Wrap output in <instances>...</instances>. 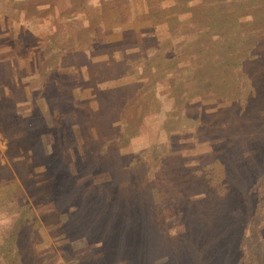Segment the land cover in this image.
<instances>
[{
	"label": "rangeland",
	"instance_id": "374dc122",
	"mask_svg": "<svg viewBox=\"0 0 264 264\" xmlns=\"http://www.w3.org/2000/svg\"><path fill=\"white\" fill-rule=\"evenodd\" d=\"M209 1L211 4L208 8V15L216 14L217 6H213V0ZM249 2L242 0L240 4L226 3L223 9L227 10V15L222 13V20L215 17L210 18L212 19V21L209 19L210 24L215 27L218 23L225 21L229 26L232 16L237 18V14L243 13L244 8L256 5L253 0ZM161 11L163 10H153L151 7L152 17L148 19L150 24L145 25V36L138 41L132 38L135 36L133 33H122L119 30L104 31L100 27L99 35L105 41L126 40L127 37H131L134 46L125 52L131 54L132 63L136 64L133 61L139 58L145 63L137 70L133 67L131 73H122L124 67L120 66L119 62L114 65L112 72L121 71L125 74L124 77L118 78L119 83L130 81V85L138 87V92L142 95L145 92V82L154 84L157 91L169 89L172 81L168 80V83L165 79H160L164 73L169 71H172L174 75L196 74L197 79L193 84H199L200 77H209V80L213 78L212 83L204 86L221 87V89L224 85L230 89L233 87L238 89L244 75H249L257 80L259 104L264 103L261 99L264 93H260L264 90V84L258 83V81L264 82V36L261 34L264 27L260 25L261 22L258 19L256 20V16L248 18L244 17V13L239 14V19L245 18L251 24L252 30L240 32V36L233 37L234 45L238 42L240 46L237 52L224 53L221 41L214 42L211 35H199L197 32V30L203 32L207 29L209 24L207 17L192 15L191 18L185 20L187 21L185 24L179 25L180 22H177V19L166 20L165 13H159ZM120 18L124 20L122 12H120ZM213 20L216 22L211 23ZM2 23L4 24V21L0 14V29L3 27ZM200 24L203 25L200 26ZM215 30L216 28L214 32ZM258 31L259 34L254 33ZM18 37L21 38L23 46L12 41V48H7L11 41L9 38L0 43V61L8 63L6 67H0V78L5 76L8 78L7 73L14 77V82L10 80V84L6 82L1 84L6 90V95L3 96L0 91V98L6 97L7 99L3 100L5 102L3 106L0 105V179L3 176L1 174L3 168L10 166L17 183L15 185L17 192L13 193L10 191L14 187L7 186L0 180V264H264V169H258L257 173H252L249 178L244 175L246 183H244V178H239L237 175L229 179L225 178L226 187L231 191H229L230 196H227L224 201L227 208L223 211H220L216 203L218 196H213L210 193L211 189L204 187L206 192L203 191L198 196L201 198L206 196V200L201 202L199 208H193L197 209V214H199L197 217L200 218L191 214H183L193 220L195 226H198L200 221L207 225L206 232L202 234L180 233L183 231V226L181 223H175L174 226L165 230L154 228L140 235L135 232V228L139 230V224L145 225V217L139 221L135 217L124 218L118 215L119 210L113 205L112 210L107 211L104 221L92 219L90 207L97 202L99 194L103 197L101 191L108 188L103 183L108 182L110 177H116L120 169L116 164H110V168L106 167L108 160H105V164L94 160L83 161V152L78 151V148H76V165L72 162L64 163L56 153L49 159L44 158L46 155L44 152L49 149V146H46L45 141L39 142L38 135L49 141L53 150V136L61 135V132L63 135L64 130L68 134L69 128L64 129L67 118L63 116L69 117L74 112L59 105L58 110L62 120L58 127L53 118L49 117L44 104L46 98H35L38 90H34V87L41 82L33 79V74H36L40 68L39 40L37 36L31 34L28 28L24 27ZM180 37L185 38L183 44L180 43ZM199 37L208 43L209 51L197 48ZM26 48H29L31 53H24ZM106 55L102 52L88 56L89 65L86 61L87 57H77L78 63L86 64L81 69L84 71V77L73 76L70 73L67 82L58 84L66 91L73 89L72 95L76 97L75 99L87 98L92 108L99 107L102 101L95 94L92 95V92L97 90L98 84H102L97 81L100 77L102 78L104 71L100 64L95 65V63L105 59ZM190 59H193L191 61L193 64L187 62ZM73 62L77 64L70 55L67 59L68 65L60 70L75 71L78 66L73 65ZM154 71L159 77L156 84L152 82L153 77L147 78ZM231 71H236L233 81L227 79ZM250 81L253 80L250 78ZM250 85L253 86L254 83ZM44 87L51 97L53 92L51 79L45 82ZM159 95L162 96L161 93ZM227 95V100L234 99L236 104L241 105L236 98H232L233 96L228 91ZM17 100L20 104L10 105ZM167 104L164 103L165 106ZM95 105L98 106L95 107ZM259 107L255 106L253 111H248V114L244 110V114L236 119L226 120H220L219 116L223 115L227 108L220 112L206 108L205 120L200 121L203 127L215 129L210 133L221 131L222 135L227 138L242 136L241 138L255 141L252 136L260 134L264 129V104ZM244 108L248 109L246 106ZM138 111L143 113L145 118H153L152 115H147L149 111L145 113V108L138 109ZM231 114H234V111H231ZM136 119L137 115H134L133 120ZM183 121L186 128L191 129L195 126L192 122H186L185 119ZM182 126L184 127L183 123ZM90 129L87 131L86 126L77 129L82 135L89 132L90 139L88 142L85 139L84 144L89 149L98 142V129L95 127ZM153 129V125L147 123V125L139 126L138 133L117 136L115 141L105 148V156L109 157V149L114 146H121L135 152L143 150L145 153V145L153 140ZM252 145L250 146L254 149V145H260V143L255 141ZM243 146L246 147V145ZM210 148V143L197 141L193 145H182L181 152L201 154L211 150ZM29 155L31 158H28ZM123 157L127 159L124 153ZM142 165L145 167V163ZM253 169L256 168L253 167ZM230 173L233 174L232 171ZM90 174L93 177L89 176ZM138 178L137 182L134 177L135 187L125 192V195L132 198V201L143 200L139 186L145 183V173L138 175ZM92 180H94L95 188L85 189L84 186ZM124 181L125 177L122 182ZM232 189L238 191L237 197L235 194L231 196L234 191ZM161 190L166 193V189L162 186ZM240 192L244 203L239 201ZM109 195L111 196V193ZM89 196L91 199H88ZM101 204L105 205L98 199L96 206ZM216 215L221 217L222 225L210 228V222L216 218L214 217ZM157 218H151L150 222L156 221ZM192 229L195 231V227ZM240 233H243V242L239 243L235 238ZM203 234L205 235L202 236ZM233 241L238 244L233 245ZM211 253L212 256L209 258ZM215 253L218 256L214 255Z\"/></svg>",
	"mask_w": 264,
	"mask_h": 264
},
{
	"label": "trees",
	"instance_id": "16d2710c",
	"mask_svg": "<svg viewBox=\"0 0 264 264\" xmlns=\"http://www.w3.org/2000/svg\"><path fill=\"white\" fill-rule=\"evenodd\" d=\"M248 1L251 2L252 0ZM228 2L240 4L242 0H213V6H217L215 10L217 12L209 15L208 8L211 4L209 0H0V14L4 21L5 31L9 30L12 36L18 37L22 33L23 27L28 28L31 34L37 36L39 40L40 68L36 74H33V79L41 82L34 87V90H38L37 93L35 92L37 97L46 98L44 104L49 117L53 118L58 127L61 125L62 120L60 119L61 113L58 110L59 105L74 112L69 117L63 116L67 118L64 129L65 127L69 128L68 134L64 130L63 135L61 132V135L53 136V150L50 142L38 135L39 142L45 141L46 146H49V149L45 150L46 153L43 151L46 154L44 158L49 159L56 153L64 163L72 162L76 165V148H78V151L82 150L83 152V161L94 160L105 164V160H108L106 167L110 168V164H116L120 169L116 177H110L108 182L103 183L108 188L101 191L103 197L100 194L97 196V202L99 199L105 205L96 206V202L90 207L92 219L104 221L107 211H111L113 205L119 210L118 215L124 218L135 217L139 221L145 217V225L139 224V230L135 228V232L140 235L154 228L165 230L174 226L175 223L182 224L183 231L180 233L202 234L206 232L207 225L199 220L198 226H195L193 220L183 216V214H191L194 217L199 215L197 209L194 210L193 208H199L201 202L206 200V196L202 198L198 196L203 191L206 192L204 187L211 189L210 193L213 196H218L216 203L220 211H223L227 208L224 201H226L227 196H230L229 191H231L226 187L225 178L229 179V177L232 178L236 175L239 178H244V175L249 178V175L257 173L258 169H264L263 128L260 134L252 136L256 142L260 143V145H254V150L251 146L255 141L241 138L242 136L227 138L218 130L216 131L219 133H210L215 129L203 127L200 121L205 120L206 108L215 110V112L227 108L223 115L219 116L220 120H226L242 116L244 110L248 114V111H253L252 109L255 106L259 107L264 104H259L260 95L256 85L257 80L249 75H244L242 84L238 89H235V87L230 89L226 85H224L225 89H221V87L209 88V86L204 85L212 83L213 78L209 80V77H200L199 84H193L197 79L196 74L180 73L174 75L172 71H169L160 78L165 79V82L168 83V80L172 81L169 89L157 91L154 84L145 82V88L143 87L145 92L141 95L138 92L139 88L132 87L130 81L119 83L120 80L118 79L124 77L125 74L122 73H131L133 67L137 70L140 65L143 64L144 66L145 64L140 58L133 61L136 64L132 63L131 54L125 52H128L134 46L131 37H127L126 40L105 41L99 35L101 27L104 31L130 32L135 35L132 38L136 41L141 40L145 36V25L150 24L148 19L151 16V7H153V10H163L159 13L164 12L165 17H167L166 20L177 19L176 21L180 22L179 25L185 24L187 22L185 20L191 18L192 15H201L202 18L207 17L209 23L207 29L203 32L197 30L198 34L211 35L212 41H221L224 53H235L240 46H238V42L234 45L233 37L240 36V32L244 33L252 30L251 24L245 18L239 19V14L244 13V17L248 18L256 16V20L258 19L261 22L260 25L262 24L264 27V0H253L256 5L244 8L243 13L239 12L237 14V18L232 16L229 26L225 21H222L213 27L209 19L215 17L222 20V13L225 15L228 13L227 10L223 9V6ZM120 12L124 14V20H121ZM210 20L212 21V19ZM215 22L213 20L211 23ZM214 28H216V32H214ZM254 33L259 34V31ZM228 34L230 35L228 36ZM261 34L264 36V30H261ZM195 36L198 37V35ZM199 38L197 48L206 52L209 51L208 43L205 40L202 41L203 38ZM184 40V37H180L181 44L184 43ZM102 52L107 54L106 58L100 60L99 63H95V65L100 64L102 71H104L102 78L100 77L97 81L98 83L102 82V84H98L97 90L95 89L92 92V95L95 94L101 99L102 105L99 107L95 105L96 108H92L87 98L79 97L75 99L76 97L72 95L73 89L66 91L58 83L64 84L67 82L70 73L73 76L84 77V71L81 69L86 64L78 63L77 57H87L86 61L89 65L88 56ZM70 55L77 63L73 62L72 64L78 67L72 72L70 70L61 71L62 67L68 65L67 59ZM191 61L193 59L187 62ZM118 62L120 66L124 67L122 73L121 71L118 73L112 72V68ZM6 66H8L7 62L0 61V67ZM235 74L236 71H231L227 79L233 81ZM7 77L10 79L6 76L0 78V91L3 96L6 95V90L1 84L5 82L10 84V80L14 82L12 74L7 73ZM149 77H153L152 82L155 84L159 78L156 76L155 71L147 78ZM250 78L253 81H250ZM48 79H51L53 88L51 97H49L50 93L44 87ZM158 82L161 83V81ZM250 83H254V85L251 86ZM258 83L264 84L262 81H258ZM241 90L247 91L242 92ZM227 91L241 105L236 104L234 99L232 101L227 100ZM260 93L263 94L264 90H261ZM60 95L61 97H59ZM145 96L147 97L146 100ZM261 99L264 100V95ZM3 100H7L6 97L0 98L1 106L5 104ZM17 102L19 101H14L10 105L20 104V102ZM164 103L168 104L165 106ZM245 106L248 109L244 108ZM141 107L145 108V113L149 111L147 115L150 114L153 118L143 117V113L138 111V109L142 110ZM231 111H234V114H231ZM134 115H137L135 121L133 120ZM183 119L187 120L186 122H192L195 126L191 129L186 128ZM152 121H155V123H152ZM147 123L153 125L154 135L151 142L145 143V153L143 150L135 152L121 146H114L109 149V159L105 156V148L108 144L113 143L117 136L138 133L139 126L142 124L143 126L147 125ZM213 123L215 124V122ZM81 126H86L87 131L91 130V127L98 129V142L92 147L89 145L90 149L84 145L85 139L87 142L90 139L89 132L82 135L77 131ZM58 136L63 137L64 141ZM197 141L199 143H210L211 150L201 154H183L181 152L182 145H193ZM243 145H246V147ZM123 153L127 158L126 160ZM28 158H31L30 155ZM11 160L13 159L11 158ZM142 163H145V167ZM253 167L256 169H253ZM133 169L135 171H132ZM231 171L233 174L230 173ZM142 173H145V183L139 186V191L143 200L132 201V198L125 195V192L131 187H135L134 177L138 182V175ZM1 174L3 175L0 179L1 182L7 184V186H13L14 188L10 192L16 193L15 185L17 183L14 180L13 170L10 166L3 168ZM89 176L93 177L92 174ZM124 177L125 181L122 182ZM243 180L246 183V178ZM161 186L166 189V193L161 190ZM93 187L94 180L84 186L87 190H92ZM241 192L239 201L244 203ZM109 193H111V196ZM234 194L237 197L238 191L234 190L231 196H234ZM88 199H91V196ZM153 217L158 218L156 221L150 222ZM214 217L216 218L210 222V228L222 225L221 217L219 215ZM194 227L195 231L192 229ZM242 236L243 233H240L237 238H234L240 243L243 242ZM231 239H233V236H231ZM234 244L238 243L233 241ZM214 255H217V253ZM211 256L212 253L209 258Z\"/></svg>",
	"mask_w": 264,
	"mask_h": 264
},
{
	"label": "crops",
	"instance_id": "0c3cea01",
	"mask_svg": "<svg viewBox=\"0 0 264 264\" xmlns=\"http://www.w3.org/2000/svg\"><path fill=\"white\" fill-rule=\"evenodd\" d=\"M3 24V23H2ZM0 31H1V35H0V43L2 42V41H5V40H7V38H9L11 41H9V44L7 45V48H12V41H14L15 43H18V44H20L21 46H23V43H22V40H21V38H19V37H15V36H12L11 35V31H5V25L3 24V27H2V29H0ZM3 32V33H2ZM25 44H26V42H25ZM24 53H31L30 52V50H29V48H26V51L24 52ZM38 98H40V97H37V99Z\"/></svg>",
	"mask_w": 264,
	"mask_h": 264
}]
</instances>
